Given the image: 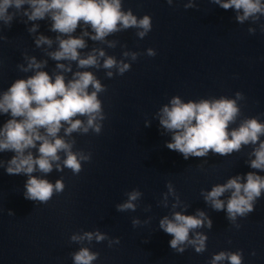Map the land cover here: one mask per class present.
Here are the masks:
<instances>
[{
    "label": "clouds",
    "instance_id": "obj_1",
    "mask_svg": "<svg viewBox=\"0 0 264 264\" xmlns=\"http://www.w3.org/2000/svg\"><path fill=\"white\" fill-rule=\"evenodd\" d=\"M224 10L235 12V21L257 24L264 17V0H210ZM171 6L173 0H167ZM185 9L196 7L193 3L184 5ZM18 17H26L31 22L27 30L35 36L37 48H43L45 55L55 61V69L50 74L45 69L48 59L37 60L35 56L24 54V63L17 69L30 73L24 78L15 79L10 86L0 91V115L8 116L0 126V153L11 152L8 160L0 159V168L8 175H24V198L36 203L47 204L54 195L65 188L63 178L55 183L44 176L53 170L63 172L65 168L78 175L83 164L91 161V152L74 150V133L87 135L93 132L99 135L103 129L106 114L100 94L107 91L106 85L97 77V71L103 69L106 78L123 76L130 71L141 53L123 51V59L117 60L107 55L103 48L88 49V40L106 44L115 48L119 41L108 40L109 36L136 30V36L145 38L152 30V17H138L129 8L123 7V0H0V29L11 28ZM49 21V31L55 33L54 39L38 34L37 21ZM260 30L264 32V23ZM79 35H76L77 30ZM256 28L249 27L248 33L255 34ZM87 38V39H86ZM7 37L0 35V40ZM57 47L52 49L53 44ZM123 47L126 48V45ZM153 57V48L146 50ZM128 60L129 62H125ZM75 64L76 70H73ZM243 93L236 92L234 98L227 96L201 98L198 101L184 102L179 96H173L169 104L157 113L160 126L171 133L166 147L180 153L185 160L189 157L213 155L228 156L251 147L246 163L252 171L236 175L225 183L215 184L210 191L201 190V195L214 211H225L227 219L235 224L237 217L243 218L255 210L256 202L264 194V122L258 117H246L238 126L232 127L241 117L238 101L244 100ZM168 192L163 194L161 204L168 207V197L174 202L170 216L165 215L159 221V228L172 239L170 247L177 253H184L186 246L202 254L207 249L208 237L197 231L212 228V220L202 211L194 215L184 214L187 205L183 204L171 182L166 184ZM226 193L228 198L221 199ZM127 199L116 205L118 212H135L143 193L133 189L125 193ZM184 209L177 211L176 209ZM145 211L151 210L148 205ZM13 213L9 211V215ZM144 221L143 223H148ZM133 227L141 225L138 218L131 221ZM190 233L192 235L190 236ZM70 242L82 245L70 253L73 264H93L99 253L83 246L85 242L101 243L108 246L119 244L120 239L110 238L106 233L79 231L70 236ZM252 255H255L253 252ZM243 264V251H220L213 254L210 264Z\"/></svg>",
    "mask_w": 264,
    "mask_h": 264
}]
</instances>
